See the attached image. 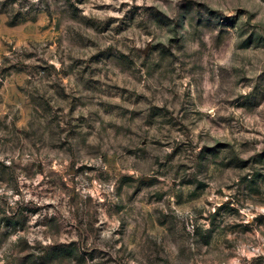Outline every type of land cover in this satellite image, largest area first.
Masks as SVG:
<instances>
[{
    "label": "rangeland",
    "instance_id": "obj_1",
    "mask_svg": "<svg viewBox=\"0 0 264 264\" xmlns=\"http://www.w3.org/2000/svg\"><path fill=\"white\" fill-rule=\"evenodd\" d=\"M173 11L198 28L219 31V26L205 24L191 4L173 6L172 0H134L131 7L120 0L119 8L116 0H0V216L11 211L20 215L14 226L0 222V264H126L121 255L125 223L113 217L128 205H109L103 190L112 180L108 169L117 166L128 170L112 184L113 191L119 196L134 185L129 203L135 199L151 208L137 234L140 243L134 236L129 245L139 249L144 264H264V37H257L255 30L241 33L234 48L247 67L231 63L232 46L221 52L215 44L223 61L217 69L206 66L211 63L207 51L199 63L182 64L185 74L176 75L183 81L182 95H173L175 86L165 89L174 108L167 101L126 107L147 102L132 86L143 83V77L137 78L140 69H146L149 79L158 72H175L179 60L172 50H179V25L168 15ZM146 23L167 30V43L149 39L143 47L133 44L121 50L125 45L115 38L139 42L143 37L136 33L152 35L145 31ZM149 50L160 57L155 65L145 62ZM140 57L145 59L138 69ZM144 88L150 90L147 84ZM232 88H239V94L216 101L233 110L228 115L201 111L208 107L201 93H208L210 101L214 89L227 93ZM193 117L197 139L208 135L214 143L203 144L192 163L183 162L190 145L173 147L170 140L150 139L129 126L139 121L144 129H174L184 135L183 121ZM93 139L100 143L89 144ZM165 148L169 151L161 160L156 153ZM2 164L11 167L5 174ZM138 165L155 167L157 179L137 184L133 173ZM213 166L216 175L208 176ZM169 174L174 177L172 189L180 191L148 192L163 183L159 177ZM169 195L165 207L174 203L178 209L203 199L214 211L205 215L207 210L201 208L196 219L206 220L209 227L197 225L189 234L183 224L184 231H177L174 210L153 207L164 204ZM85 232L95 234L94 246L81 243L82 237L89 238ZM150 232L161 244L172 237L170 245L161 247ZM104 234L115 238L111 245H99ZM28 236L34 243H27ZM128 256L135 258L132 252Z\"/></svg>",
    "mask_w": 264,
    "mask_h": 264
},
{
    "label": "clouds",
    "instance_id": "obj_2",
    "mask_svg": "<svg viewBox=\"0 0 264 264\" xmlns=\"http://www.w3.org/2000/svg\"><path fill=\"white\" fill-rule=\"evenodd\" d=\"M126 2L128 6L131 7L134 0H126ZM141 2L142 0H135V3L137 4ZM178 2L191 4L193 6V9L197 10L198 14L203 18L205 24L210 23L211 26H213L214 28L219 26V31L209 32L206 28H198L194 23L176 16L175 11L170 12L168 14L169 17L174 18V22L179 25V30L176 32V43L178 45L179 50H177L176 48H173L172 50L179 60V63H175L173 65L175 68V72H168L164 75L158 72L151 79H149L147 76H145L146 69H140L141 61H144L145 58H138L136 68L140 69V71L137 73V78L140 79L141 77H143V83L139 85L133 83L132 86L136 89V91L142 92L147 97V102L138 105H126V107L131 106L138 108H147L150 104L163 105L164 102L167 101L168 105L174 108L175 104L172 101V96L168 95L165 89L173 88L175 86L173 95L175 94V92H180L182 95L183 81L176 80V75L185 74L184 69L181 68L182 64L186 65L187 67H191L193 64L199 63L200 57L207 51L211 53V55L208 56V60L211 61V63L206 66L211 69H217L219 65L223 63V61L217 58V55L213 48V45L215 44L220 47L221 52L225 51L228 47L232 46V51L235 53V55L231 63L235 64L237 67H247V61H245L243 65L240 64L242 56L240 53L236 52L234 48V46L239 44L242 39L241 33L248 32L249 34H251V32L255 30L257 37H264V0H172V5L174 6ZM119 3L120 0H116L117 8H119ZM197 5H200L198 9H196ZM210 12L211 15H209ZM237 12H239V15L235 14ZM111 15H122V13H111ZM144 28L145 31L150 30L152 35L144 36L143 32L136 33V35L143 37V39L139 42H128L122 40V38L120 37H116V40H119L122 44L125 45V47L121 48V50H127L128 47H131L133 44L137 47H143L149 39H152L153 42H155V39L162 38L164 42L167 43V30L158 29L156 28L155 24L149 25L147 23L144 25ZM130 34L132 33H124L123 35L127 36ZM100 47H104V44L102 43ZM117 47H120V44H117ZM243 55L247 56L249 54ZM159 59L160 57L158 53H152L149 50V55L145 62L147 65L151 66L155 65ZM108 74L111 75V73ZM103 78V76L100 77V79ZM114 80L115 77L113 78V81ZM169 81L171 82L169 83ZM144 84L149 85L150 90H146L144 88ZM195 87L202 88L203 85H193V88ZM225 87L230 86L225 85ZM239 92V88H232L231 91L227 93L214 89L211 94L210 101L208 100V93H201L205 96V103L208 104V107L201 109V111L210 112L213 117L217 115H228L229 112L233 110L227 109V106L223 105L222 103L217 104L216 101H222L223 99L231 100L234 98L235 95H238ZM196 96L197 92L193 91L192 98L195 99ZM197 108H200L199 103H197ZM217 109H219V111H217ZM100 115L105 121H107L108 117H104L102 112ZM195 119L196 118L193 117L190 120L183 121V123L187 125V129L185 130L184 135H180L174 129H163L160 132H157L155 128L144 129L139 121L129 126L133 127L136 131L140 132L142 136L146 135L150 139H163L165 140V142H168L170 140L172 142L173 147H175L176 144L181 142H184L186 145H190L191 147L187 149L186 153L188 158L184 159L183 162L192 163L194 162L193 157L196 153L200 151V147H202L203 144L214 143V140L208 135H205L202 140L197 139L195 135V127L192 122ZM116 123H120V121H116ZM200 127L204 128L205 133H207L208 128L205 125H200ZM164 132H167L168 135L165 136ZM236 139L240 140L242 139V137L238 136ZM98 143L100 142L95 139L89 141V144L91 145H96ZM122 143H126V141ZM103 148L105 150L108 148V142L103 143ZM168 151L169 149L165 148L158 150V153L156 154L159 155V158L161 160H164ZM236 151L239 152V144L236 145ZM220 159H223V156H221ZM80 162L96 163L97 165H100L101 163L99 159H97L96 161H85L81 159ZM178 162L179 161H175L173 163L175 164ZM208 163L210 164L211 162L209 161ZM103 167L105 169H108V165H103ZM108 170L112 172V180L111 183L104 185L103 190L106 193V198L109 202V205L119 206L121 203L128 205V207L124 211L119 212L118 217H113V219H116L118 222L123 221L125 223L127 231V235L125 236V239L123 241L126 248L125 252L121 253V255L125 257L126 264H144V260L143 257L140 255L139 249L135 246L129 247V245L131 244V241L134 236L136 238L137 244L140 243V239L137 234L143 231L145 227V218L151 212V208L146 207L139 201H135V199L133 203H129L128 197L132 196L133 192L135 191L134 185L125 187L122 194L119 196L113 191L112 184L116 182L121 173L128 170L127 168L117 166L114 169ZM155 171V167H153L151 170H148L143 165H138L136 171L133 173L136 183L147 184L152 182L153 180H156L157 176L155 175ZM207 175H216V169L214 166L211 168V171ZM173 178L174 177L171 174L159 177V179L163 180V183L160 184L158 188L149 189L148 192L157 190L167 191L169 189H171L173 193L176 191H180V189H172L171 181ZM200 178L205 179L206 177ZM81 186L83 187V185ZM217 186L223 187L222 184ZM142 195L146 196L147 193H143ZM171 198V195L166 196L164 204L154 205L153 207H158L162 209L163 212H170L174 210V214L179 217L177 231H184V229L182 228L183 224L188 225L187 233L189 234L192 233L193 229L197 225L201 226L204 229H207L209 227L208 222L206 220L196 219L197 211L201 208L207 210L204 213L205 215H207L208 212L214 211V209L208 208V206L204 203L203 199L199 201H193L191 205L185 206L183 209L176 208L174 203L170 207H165V204H167V202L171 200ZM38 203H42V201H38ZM128 209H131V211H129ZM261 211H264V209H261ZM116 226H118V224ZM85 235H88L89 238L87 239V241H84L82 237L81 243H83L86 247L94 246L95 234L89 235L85 232ZM149 235H153L157 243L161 244L159 237H156L151 232L149 233ZM165 235L167 234L165 233ZM114 239L115 238L113 237L112 240H109L107 234L101 235L99 245L102 246L105 241H107L109 245H111ZM171 239L172 237H168V239L161 244V247H167L168 245H170ZM14 241L15 237L13 238V241H10V243H13ZM27 243H34V240L31 236L27 237ZM180 244L181 242L177 241V247H179ZM129 252H132L134 254V259L128 256ZM115 254V251H113V255ZM162 254L167 255L166 252Z\"/></svg>",
    "mask_w": 264,
    "mask_h": 264
},
{
    "label": "trees",
    "instance_id": "obj_3",
    "mask_svg": "<svg viewBox=\"0 0 264 264\" xmlns=\"http://www.w3.org/2000/svg\"><path fill=\"white\" fill-rule=\"evenodd\" d=\"M2 173L5 174V170L11 168L10 166H7L5 164H2ZM0 181H3V178L2 176L0 175ZM20 215H18L17 213H14L13 211H11V214L10 216L6 215V213L3 214V216H0V222L5 223L6 225H16L17 224V218L19 217Z\"/></svg>",
    "mask_w": 264,
    "mask_h": 264
}]
</instances>
